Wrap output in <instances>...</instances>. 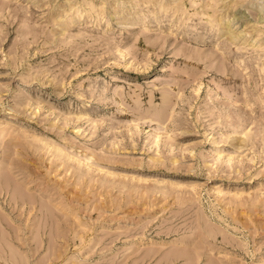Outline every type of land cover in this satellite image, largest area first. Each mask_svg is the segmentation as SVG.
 <instances>
[{"label":"rangeland","instance_id":"rangeland-1","mask_svg":"<svg viewBox=\"0 0 264 264\" xmlns=\"http://www.w3.org/2000/svg\"><path fill=\"white\" fill-rule=\"evenodd\" d=\"M0 264H264V0H0Z\"/></svg>","mask_w":264,"mask_h":264}]
</instances>
